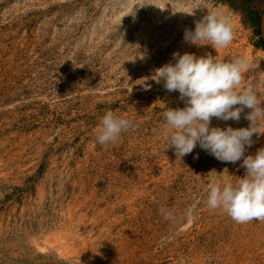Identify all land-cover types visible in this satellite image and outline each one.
Instances as JSON below:
<instances>
[{
	"label": "rangeland",
	"instance_id": "obj_1",
	"mask_svg": "<svg viewBox=\"0 0 264 264\" xmlns=\"http://www.w3.org/2000/svg\"><path fill=\"white\" fill-rule=\"evenodd\" d=\"M216 10L232 43L185 42ZM258 42L248 14L220 0H0V264H264V221L206 204L213 181L245 176L243 160L199 144L178 159L163 113L185 103L152 79L174 52L243 56L242 87L264 102ZM107 111L137 127L101 146ZM251 111L210 126L247 128ZM257 126L245 156L264 148V117Z\"/></svg>",
	"mask_w": 264,
	"mask_h": 264
},
{
	"label": "clouds",
	"instance_id": "obj_2",
	"mask_svg": "<svg viewBox=\"0 0 264 264\" xmlns=\"http://www.w3.org/2000/svg\"><path fill=\"white\" fill-rule=\"evenodd\" d=\"M234 35L231 17L216 10L196 21L194 31L186 29L184 40L196 46L211 45L217 50L227 48ZM172 55L175 63L157 68L152 76L156 83L163 80L168 92H178L185 103L183 108H168L163 113L170 130L167 148H173L178 159L192 153L197 144L220 161L236 163L242 159L245 176L235 183L213 181L206 204L212 210H222L238 224L264 221V148L245 156L246 146L253 144V135L261 133L257 120L264 117V107H260L264 102L251 87H242L251 64L243 56L225 62L210 54ZM244 108L252 110L246 117L251 121L249 127L210 126L213 117L239 121ZM136 127L131 119L107 111L101 118L96 140L101 146L115 144L122 132Z\"/></svg>",
	"mask_w": 264,
	"mask_h": 264
},
{
	"label": "trees",
	"instance_id": "obj_3",
	"mask_svg": "<svg viewBox=\"0 0 264 264\" xmlns=\"http://www.w3.org/2000/svg\"><path fill=\"white\" fill-rule=\"evenodd\" d=\"M227 3L232 9L241 11L244 15L248 14V22L255 29L257 36L259 37L258 47L264 50V41L260 37V21L261 14L253 7L254 0H220ZM246 12V13H245Z\"/></svg>",
	"mask_w": 264,
	"mask_h": 264
},
{
	"label": "crops",
	"instance_id": "obj_4",
	"mask_svg": "<svg viewBox=\"0 0 264 264\" xmlns=\"http://www.w3.org/2000/svg\"><path fill=\"white\" fill-rule=\"evenodd\" d=\"M262 0H254L253 2V7L256 11H258L260 14H261V17H262V13L264 11V0H263V3H261ZM261 3V4H260ZM259 4L261 6H259ZM261 22V21H260Z\"/></svg>",
	"mask_w": 264,
	"mask_h": 264
},
{
	"label": "water",
	"instance_id": "obj_5",
	"mask_svg": "<svg viewBox=\"0 0 264 264\" xmlns=\"http://www.w3.org/2000/svg\"><path fill=\"white\" fill-rule=\"evenodd\" d=\"M260 37L264 41V11L262 13L261 22H260Z\"/></svg>",
	"mask_w": 264,
	"mask_h": 264
},
{
	"label": "built area",
	"instance_id": "obj_6",
	"mask_svg": "<svg viewBox=\"0 0 264 264\" xmlns=\"http://www.w3.org/2000/svg\"><path fill=\"white\" fill-rule=\"evenodd\" d=\"M255 136H256L257 138H260V137H261V134H260V133H257V134H255Z\"/></svg>",
	"mask_w": 264,
	"mask_h": 264
}]
</instances>
